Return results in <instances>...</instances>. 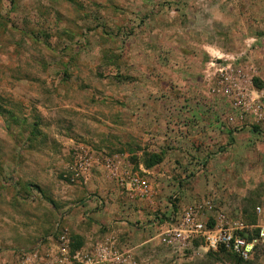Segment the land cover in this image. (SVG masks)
Segmentation results:
<instances>
[{
    "label": "rangeland",
    "instance_id": "1",
    "mask_svg": "<svg viewBox=\"0 0 264 264\" xmlns=\"http://www.w3.org/2000/svg\"><path fill=\"white\" fill-rule=\"evenodd\" d=\"M208 198L264 213V0H0V264H264L166 243Z\"/></svg>",
    "mask_w": 264,
    "mask_h": 264
},
{
    "label": "built area",
    "instance_id": "2",
    "mask_svg": "<svg viewBox=\"0 0 264 264\" xmlns=\"http://www.w3.org/2000/svg\"><path fill=\"white\" fill-rule=\"evenodd\" d=\"M210 62L211 67H222L224 62H234L232 56L216 55ZM230 72V73H229ZM231 72L229 66L217 70L219 85L226 88L231 84ZM227 92V91H225ZM120 186L127 192L138 198L150 200L153 196L152 189L146 181L138 177H129L120 180ZM213 201L202 200L193 204L182 212L177 221V226L166 233V243L188 244L192 241L200 242L206 252H218L224 250L241 261H249L259 247H264V213L256 208V224H248L242 219H229L222 213L214 214ZM210 216L211 218H207ZM113 243H110L112 245ZM109 245V246H110ZM107 248L94 250L92 258L85 256L81 264H128L124 254ZM106 255V256H105ZM18 264H33V258L26 256L20 258ZM119 261H123L119 263ZM43 264H47L45 261ZM64 251L61 252L55 264H64Z\"/></svg>",
    "mask_w": 264,
    "mask_h": 264
},
{
    "label": "trees",
    "instance_id": "3",
    "mask_svg": "<svg viewBox=\"0 0 264 264\" xmlns=\"http://www.w3.org/2000/svg\"><path fill=\"white\" fill-rule=\"evenodd\" d=\"M250 130L252 131V133H259L258 129L256 127H251ZM158 163V160L156 157H154V161H152L150 164L147 165V168H151V167H154L156 164ZM256 215V214H255ZM257 219V218H256ZM259 248H264V247H259ZM258 248V249H259ZM257 249V250H258ZM256 250V252H257ZM220 251H224V250H220ZM225 252V251H224ZM255 252V253H256ZM236 258V257H235ZM237 259V258H236ZM239 260V259H237ZM241 261V260H240Z\"/></svg>",
    "mask_w": 264,
    "mask_h": 264
}]
</instances>
